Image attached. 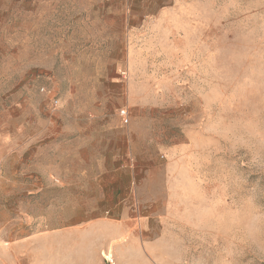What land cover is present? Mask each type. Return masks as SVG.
<instances>
[{
  "label": "rangeland",
  "instance_id": "rangeland-1",
  "mask_svg": "<svg viewBox=\"0 0 264 264\" xmlns=\"http://www.w3.org/2000/svg\"><path fill=\"white\" fill-rule=\"evenodd\" d=\"M249 198L264 0H0V264H264Z\"/></svg>",
  "mask_w": 264,
  "mask_h": 264
},
{
  "label": "clouds",
  "instance_id": "clouds-1",
  "mask_svg": "<svg viewBox=\"0 0 264 264\" xmlns=\"http://www.w3.org/2000/svg\"><path fill=\"white\" fill-rule=\"evenodd\" d=\"M247 219L243 230L249 237L264 234V205H259L253 198L247 201Z\"/></svg>",
  "mask_w": 264,
  "mask_h": 264
},
{
  "label": "crops",
  "instance_id": "crops-1",
  "mask_svg": "<svg viewBox=\"0 0 264 264\" xmlns=\"http://www.w3.org/2000/svg\"><path fill=\"white\" fill-rule=\"evenodd\" d=\"M194 71H195V68H194ZM62 133H64V132H62ZM68 134H69V132H65V136H68ZM69 136L72 137V140H70V142H73V143L74 142L75 143H80L81 142L80 141V137H81L80 135L70 133ZM101 143H103L104 145H106L108 142H106L105 140H101ZM66 181L67 180H65V182ZM91 181H92L93 184H97L99 186H102V185H113L116 182V179L115 178H107V177H97V178L95 177V178H92ZM100 190H101V193L104 194V192H103L104 191V188L101 187Z\"/></svg>",
  "mask_w": 264,
  "mask_h": 264
}]
</instances>
